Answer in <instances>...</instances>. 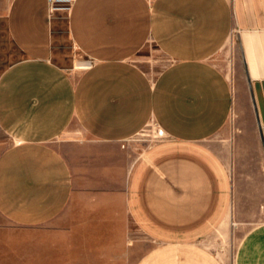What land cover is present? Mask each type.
Segmentation results:
<instances>
[{
	"label": "crops",
	"instance_id": "obj_1",
	"mask_svg": "<svg viewBox=\"0 0 264 264\" xmlns=\"http://www.w3.org/2000/svg\"><path fill=\"white\" fill-rule=\"evenodd\" d=\"M62 14L49 0H9L5 11L20 58L0 76L12 140L0 214L36 228L70 208L125 239L134 226L152 241L124 243L120 258L134 264H222L206 239L231 218L256 221L236 264H264V0H74L66 27L89 61L80 69L59 53ZM237 30L252 143L225 132L242 92L213 59ZM150 46L158 71L137 61ZM150 123L162 139L135 154Z\"/></svg>",
	"mask_w": 264,
	"mask_h": 264
},
{
	"label": "rangeland",
	"instance_id": "obj_2",
	"mask_svg": "<svg viewBox=\"0 0 264 264\" xmlns=\"http://www.w3.org/2000/svg\"><path fill=\"white\" fill-rule=\"evenodd\" d=\"M9 0H0V76L5 69L20 58V53L7 35L4 15ZM63 13L65 22L62 29L60 54L72 64L85 59L77 47L72 44L66 27L67 12ZM214 62L236 85L241 94L240 104L234 108L228 127V137L238 139L243 134L252 143L257 133L249 80L241 56L238 30L233 33L228 44L213 58ZM137 61L143 65H154L160 70L163 60L154 47L144 50ZM159 127L150 123L133 139L134 153L142 152L150 144L162 139ZM219 138V137H218ZM215 141V140H214ZM12 144V140L0 127V155ZM256 221L232 219L227 226L220 228L205 243L219 257L222 264H236L239 246ZM82 229V230H81ZM132 233L125 237L108 234L100 222L90 223L77 219L67 208L54 221L36 228L14 225L0 214V264H134L120 257L125 255L124 243L143 245L146 249L152 244L145 235H141L134 226ZM127 252V256L130 255ZM129 259V258H127Z\"/></svg>",
	"mask_w": 264,
	"mask_h": 264
},
{
	"label": "built area",
	"instance_id": "obj_3",
	"mask_svg": "<svg viewBox=\"0 0 264 264\" xmlns=\"http://www.w3.org/2000/svg\"><path fill=\"white\" fill-rule=\"evenodd\" d=\"M50 2V12L51 14H54L55 12H67L70 13L72 9V4L74 0H49ZM87 63L88 68L90 65L88 64L89 61H83ZM75 68V64H74Z\"/></svg>",
	"mask_w": 264,
	"mask_h": 264
},
{
	"label": "bare ground",
	"instance_id": "obj_4",
	"mask_svg": "<svg viewBox=\"0 0 264 264\" xmlns=\"http://www.w3.org/2000/svg\"><path fill=\"white\" fill-rule=\"evenodd\" d=\"M87 66V63L86 62H76L75 63V68L76 69H80V68H85Z\"/></svg>",
	"mask_w": 264,
	"mask_h": 264
}]
</instances>
